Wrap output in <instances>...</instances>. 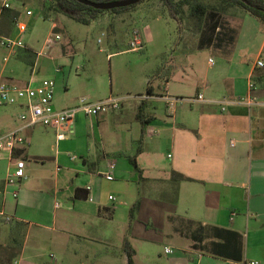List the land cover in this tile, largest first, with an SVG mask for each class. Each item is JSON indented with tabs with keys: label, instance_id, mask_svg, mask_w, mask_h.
<instances>
[{
	"label": "crops",
	"instance_id": "crops-1",
	"mask_svg": "<svg viewBox=\"0 0 264 264\" xmlns=\"http://www.w3.org/2000/svg\"><path fill=\"white\" fill-rule=\"evenodd\" d=\"M29 1L9 0L12 8L7 10L0 0V36L12 33L11 26L4 30L3 25L9 10L20 16L16 6ZM230 9L234 18L227 19L228 34L213 35L219 14L212 12L209 31L187 36L186 41L196 49L213 46L229 56L237 41L233 21L252 23L259 31L264 26L244 9ZM139 31L143 43L153 40L145 27ZM250 42L258 47L253 60L222 61L209 72H200L189 60L185 67L192 75L172 69L163 92L151 86V92L143 94L146 97L136 98L137 133L127 137L125 151L110 139L112 131L120 140L117 130L122 126L112 124L120 120L114 111L95 117L76 114L61 140L53 129L23 128L27 142L36 137L43 149L35 156L21 147L27 171L17 198L11 196L14 187L5 184L13 161L7 154L3 157L11 165L0 174V214L8 215L5 220L11 228L0 242V264H128L125 239L134 251V264H264V66L255 67L257 59H264V37ZM5 56L19 57L15 52ZM208 59L213 66L214 60ZM7 79L5 83L11 84L13 78ZM38 81L31 70L27 81H18L17 86ZM197 93L209 100L254 94L259 104L228 105L221 111L215 103L166 98ZM54 100L55 108L74 104L55 105ZM16 105L18 117L25 106ZM123 108L122 101L119 111ZM138 114L145 122L136 152L141 134ZM23 125L19 119L0 120V134ZM133 155L140 173L127 160ZM111 162L113 178L108 180L105 173ZM172 171L189 180L174 184ZM27 172L34 173L30 180ZM76 189L87 196L75 197ZM136 199L139 207L128 226L129 209ZM138 222L144 223L143 231ZM167 239L175 240V245L164 244L160 251ZM166 247L171 252L165 253Z\"/></svg>",
	"mask_w": 264,
	"mask_h": 264
},
{
	"label": "rangeland",
	"instance_id": "rangeland-1",
	"mask_svg": "<svg viewBox=\"0 0 264 264\" xmlns=\"http://www.w3.org/2000/svg\"><path fill=\"white\" fill-rule=\"evenodd\" d=\"M31 1L25 4V7L32 10L30 16L25 15L24 6L16 7L20 11L19 19L26 24V30L21 34L22 42L37 53L35 63L30 66L21 56H17L18 59L8 56L7 60H4L3 56L7 55L8 51L0 46V81L7 82L9 80L7 77H11L13 78L11 84L17 85L18 81H27L31 70L39 80L52 78L56 87L55 105L72 102L75 104L82 96L92 100L109 95L127 97L128 99L123 100V110L119 111L120 108L114 110V115L120 116V120L117 123L114 120L112 124H122L117 130L120 140L114 137L112 131L109 132L110 139L120 143L124 151L127 148V137L137 133L138 121L134 115V106L137 103L135 95L146 93L148 85L152 86L155 92H163L168 73L172 69L175 71L183 69L188 75H192L185 67L189 60L194 62L200 72H209L222 61H232L236 58L253 60L258 47L255 48L250 41L255 39L257 42L264 37V26L261 25L259 31L252 23L250 25L244 20L236 19L232 26L237 41L235 40L231 55L223 54L213 46L196 49L194 44L188 43L187 36L209 31L212 12L219 14L218 29H213V35L228 34L227 19L230 20L234 16H231L230 6L222 9L219 0H200L206 6V10L210 11L201 21L191 14V6L198 0L183 5L179 9L181 11L176 14L178 17H174L161 0H142L132 9L119 13L105 11L88 24L56 12L45 16L39 6L42 0ZM6 21L3 23L4 30H9V25L12 30L10 36L18 35L14 21L11 24ZM54 26L56 28H53ZM144 27L153 40L144 42L141 50L129 49L131 30L134 28L142 30ZM54 33H57L60 39L51 47L45 48V40L53 37ZM208 57L214 60L213 66L207 64ZM261 70L264 71V67ZM31 85L34 86L36 83L33 82ZM19 107L16 104L0 106V120L10 122L18 120L16 115ZM78 115L85 116L81 112L77 113ZM41 129L44 128L36 126V130ZM24 146L35 156L43 149L36 137H31L30 142ZM140 146L141 143L136 141L135 150ZM0 163L2 164L0 174H4L11 163L5 158ZM33 174H28L29 180ZM2 201L0 190V210L3 209ZM6 216L8 215L0 214V242L5 241L11 228L10 222L5 220ZM138 223L139 229L143 231L144 223ZM164 244H169L171 248V245H175V240L167 239L166 243L161 244L160 251ZM111 258L113 259V256L110 254ZM162 259L165 261L164 256Z\"/></svg>",
	"mask_w": 264,
	"mask_h": 264
},
{
	"label": "built area",
	"instance_id": "built-area-1",
	"mask_svg": "<svg viewBox=\"0 0 264 264\" xmlns=\"http://www.w3.org/2000/svg\"><path fill=\"white\" fill-rule=\"evenodd\" d=\"M2 8H12L9 0H1ZM25 15H32V10L25 7ZM18 35L15 37L0 36V46L5 48L9 53L16 51L17 47L23 46L21 34L26 30V24L19 19V15L14 18V23ZM54 28V27H53ZM60 36L57 33L53 34L45 40V48L51 47ZM129 49L141 50L143 47L142 38L138 29H132L128 41ZM7 60V56L3 58ZM208 61L213 63L212 58ZM264 66V59H257L255 67L261 68ZM250 90L255 89L252 81L248 83ZM55 82L52 78H43L39 80L36 85L31 83L25 86H17L10 83L0 82V106L21 104L25 106V111L18 115L20 121L24 123L23 127L15 130L7 131L0 134V159L6 154L10 161H13V170L7 175L5 184L13 186L11 196L18 197L19 182L26 177L25 160L20 156L15 155V151L20 149L27 143L26 136L22 133V129L34 125H39L47 129H53L56 138L61 140L66 136L69 126L72 124L77 113L81 112L86 116L95 117L99 113L114 111L121 107L122 101L127 97L108 96L99 100H90L82 96L77 99V102L71 106L55 108L54 100ZM135 98L146 97L143 94L135 95ZM169 101H186L193 103L196 101L215 103L220 106L221 111H224L228 105H246L248 107L258 105L257 96L254 94L243 95L238 97H222L216 100L205 99L202 93H197L192 97H166ZM114 163L108 165L105 173V178L111 180ZM111 199L112 196H109ZM8 219V218H6ZM165 253L171 252L170 248L164 249ZM250 264H257V261H251Z\"/></svg>",
	"mask_w": 264,
	"mask_h": 264
},
{
	"label": "trees",
	"instance_id": "trees-1",
	"mask_svg": "<svg viewBox=\"0 0 264 264\" xmlns=\"http://www.w3.org/2000/svg\"><path fill=\"white\" fill-rule=\"evenodd\" d=\"M93 1H111V0H93ZM163 4L168 8V10L172 13L174 17H176L177 12H180L181 7L184 4H188V0H161ZM221 2V7L222 9L227 7V6H238L248 13H250L252 16L256 17L260 22L264 23V12L262 9L264 8V0H247L249 2L248 4L243 3L241 0H219ZM141 2V1H140ZM137 3L128 5L125 7H118V8H113L109 10H100V9H95L91 6L84 5L82 3H79L76 0H42L41 3L39 4L40 10L45 16H49L50 13H61L64 14L65 16L83 23V24H88L90 23L93 19L98 17L99 14L108 11L111 13H119L121 11H125L128 9H132L133 7L136 6ZM25 5V4H24ZM206 6L203 4H195L191 6V14L195 15L198 17V19H202L203 17L206 16L207 12H210L206 10ZM8 10V9H7ZM7 14L8 18V23L11 24L14 21V18L17 16V13L13 10H9ZM56 28V26H54ZM15 53L17 56H21L24 60V62L30 66H33L35 63V58L37 53L34 52L32 49L29 47H26L25 45L21 47H17ZM151 92V86H147L146 93ZM138 119L140 120L141 124V134L140 138L138 141L141 143L143 134H144V122L145 120L143 119L141 114H138ZM136 152H139V148L136 150ZM24 150L22 148L18 149L15 151L16 156H21L23 155ZM127 160L129 163L134 167V169L140 173V169L136 164L135 161V156H128ZM182 180H189L188 177L184 176L183 174L177 172V171H172L171 176H170V181L173 182L174 184H178ZM86 191V190H85ZM75 197H86L87 192H82V189H76L75 191ZM176 200V196L172 199L174 202ZM139 199H136V201L130 206L129 209V216H128V226L131 225L132 220L134 219V214L135 211L139 207ZM124 250L127 255V263L128 264H134L132 256H133V249L131 248L129 242L127 239L124 240Z\"/></svg>",
	"mask_w": 264,
	"mask_h": 264
},
{
	"label": "water",
	"instance_id": "water-1",
	"mask_svg": "<svg viewBox=\"0 0 264 264\" xmlns=\"http://www.w3.org/2000/svg\"><path fill=\"white\" fill-rule=\"evenodd\" d=\"M79 3H82L84 5H88L91 6L95 9H100V10H109V9H113V8H118V7H125L128 5H132L135 3H138L142 0H111V1H106V2H102V1H93V0H76ZM243 3L248 4L249 2L247 0H241ZM262 11L264 12V8L262 9Z\"/></svg>",
	"mask_w": 264,
	"mask_h": 264
}]
</instances>
